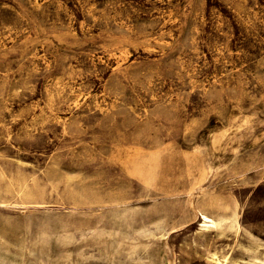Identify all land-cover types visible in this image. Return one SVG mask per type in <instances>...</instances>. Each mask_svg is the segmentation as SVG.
<instances>
[{
  "label": "rangeland",
  "instance_id": "rangeland-1",
  "mask_svg": "<svg viewBox=\"0 0 264 264\" xmlns=\"http://www.w3.org/2000/svg\"><path fill=\"white\" fill-rule=\"evenodd\" d=\"M0 264H264V0H0Z\"/></svg>",
  "mask_w": 264,
  "mask_h": 264
},
{
  "label": "bare ground",
  "instance_id": "bare-ground-1",
  "mask_svg": "<svg viewBox=\"0 0 264 264\" xmlns=\"http://www.w3.org/2000/svg\"><path fill=\"white\" fill-rule=\"evenodd\" d=\"M138 175H139V173H138ZM148 175V174H147ZM144 177L145 176H143V179H144ZM141 179V178H140ZM145 181V180H144ZM202 214V226H204V227H210V226H214V225H216V223L218 222L217 220H216V218H214L213 216H211V215H209V214H207V213H204V212H202L201 213ZM227 257V256H226ZM215 258V257H214ZM212 259H213V257H212ZM220 259V258H219ZM218 259V260H219ZM226 259L227 258H224V261H226ZM217 260V261H218ZM215 261V260H214ZM221 262V261H219V262H221V263H225V262Z\"/></svg>",
  "mask_w": 264,
  "mask_h": 264
}]
</instances>
